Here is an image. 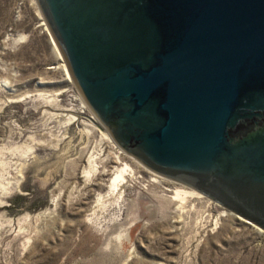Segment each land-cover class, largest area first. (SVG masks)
<instances>
[{"label":"rangeland","instance_id":"1","mask_svg":"<svg viewBox=\"0 0 264 264\" xmlns=\"http://www.w3.org/2000/svg\"><path fill=\"white\" fill-rule=\"evenodd\" d=\"M48 33L36 0H0V264H264L255 223L115 143Z\"/></svg>","mask_w":264,"mask_h":264},{"label":"water","instance_id":"2","mask_svg":"<svg viewBox=\"0 0 264 264\" xmlns=\"http://www.w3.org/2000/svg\"><path fill=\"white\" fill-rule=\"evenodd\" d=\"M126 153L264 229V0H36Z\"/></svg>","mask_w":264,"mask_h":264},{"label":"bare ground","instance_id":"3","mask_svg":"<svg viewBox=\"0 0 264 264\" xmlns=\"http://www.w3.org/2000/svg\"><path fill=\"white\" fill-rule=\"evenodd\" d=\"M51 37V36H50ZM52 40V39H51ZM53 41V40H52ZM54 44V43H53ZM55 45V44H54ZM55 47L57 48V46L55 45ZM57 50H58V48H57ZM59 52V51H58ZM60 53V52H59ZM60 56H61V54H60ZM62 67H63V69H64V71H65V73H66V75L68 76V78L70 79L71 77H70V74H69V71H68V69H67V67H66V64L65 63H63L62 64ZM118 158H119V156H118ZM90 167V166H89ZM129 166L128 165H126V164H124L122 167H120V168H117V170H116V173L114 174V177L112 178V182H111V189H116V186L119 184V183H122L123 184V182H124V180H125V174H127V171L128 170H131V169H129L128 168ZM90 169V168H89ZM92 169L93 170H95L94 169V167H92ZM149 170V169H148ZM132 172V171H131ZM151 172V174L154 176L151 180L152 181H156V179L157 178H160V177H162V176H160V175H158L157 173H154L153 171H150ZM85 173L86 174H89V170H86L85 171ZM87 176V175H86ZM166 178V177H165ZM166 179H168V178H166ZM158 181V180H157ZM180 182V181H179ZM191 187V186H190ZM183 194H190V195H198V196H202V194L199 192V191H197L195 188H191V189H185V188H177V189H175L174 190V198H178V197H181V195H183ZM186 196V195H185ZM185 196H183V197H185ZM229 213H231V214H234V215H236V217L237 218H239L240 220H243V221H247V220H245L243 217H241L240 215H238V214H236V213H234V212H232L231 210L228 212V214ZM233 215V216H234ZM248 222V221H247ZM257 229L259 230V231H264L261 227H259V226H257Z\"/></svg>","mask_w":264,"mask_h":264},{"label":"trees","instance_id":"4","mask_svg":"<svg viewBox=\"0 0 264 264\" xmlns=\"http://www.w3.org/2000/svg\"><path fill=\"white\" fill-rule=\"evenodd\" d=\"M10 202H12V201H10Z\"/></svg>","mask_w":264,"mask_h":264}]
</instances>
